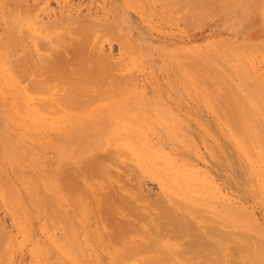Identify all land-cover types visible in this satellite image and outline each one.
I'll list each match as a JSON object with an SVG mask.
<instances>
[{
	"label": "rangeland",
	"instance_id": "rangeland-1",
	"mask_svg": "<svg viewBox=\"0 0 264 264\" xmlns=\"http://www.w3.org/2000/svg\"><path fill=\"white\" fill-rule=\"evenodd\" d=\"M194 1L45 0L44 3H40L39 0H0V232L3 233L0 234V264H76L80 261V264H113L112 246L107 243L106 228L99 217L101 202L96 198L101 193L97 191H102V188L99 189L98 182L97 186L95 182L86 180L90 175L86 173H93L85 169V176L88 177L80 183L84 209L79 208L82 204L68 201L60 195L57 189L58 180L46 175L55 170L57 158L68 163H65V169L69 168L72 171L77 168L84 174L82 170L86 167L84 164L90 166L91 153L96 155L97 151H110L114 156L112 163L107 162L110 168L108 169L110 175L107 173L109 171H106L108 176L119 174L125 177L127 183L129 182L125 187L131 190L133 189L129 184L141 183L138 192L136 190L132 194L130 192L132 196L130 199L135 204L148 205L149 202L145 201H150L163 193L160 178L167 177L178 184L195 182L198 186L194 185L193 188L197 187V192L200 193L199 189L203 188L200 196L209 200L215 199L214 203L223 202L225 207L223 206L222 214L231 221L241 220L244 223L242 230L236 227L233 229L229 225L223 226V230L228 233L240 232L243 238L256 243L264 253V168H262L264 162L255 163L237 140L235 141L230 125H226L229 124L226 123L228 117L224 116L226 111L222 112L226 107L222 108L220 103L223 100L224 104L229 105L222 96L229 92L241 98L239 102L242 106H251L253 108L250 109H254L251 110L253 113L264 116V41H242L241 38L236 40L229 35L228 25L231 21L227 22L223 13L226 0H211L210 3L209 0H199L200 3L198 0ZM229 2L233 3L234 8L236 0ZM254 2L255 0L253 8ZM250 14L251 11H247L244 16L248 17ZM96 23L101 26L104 24V28L111 27L112 32L101 31L103 34H98L101 26L98 24L95 28ZM12 24L14 28L8 27ZM82 25L92 26L91 36L85 33L86 31L82 33ZM102 28L99 30L104 29ZM8 34L12 35L16 42L7 44ZM82 37L85 41H79L83 39ZM87 38L91 39L88 41ZM93 51L95 53L91 55ZM84 54L90 55L91 59L98 57L95 54H98L99 58L106 55L107 59L110 58L108 61L111 62L112 70L105 74L113 75L115 71L114 77L120 75L121 78L117 79L118 81L125 78L128 83L123 81V85H120L117 82L116 87L115 83L112 82L115 86L110 83L116 82V77L111 76L115 79L112 80L104 76L109 80L105 81L106 83L103 80L87 83L90 88L95 87L94 89L92 87L93 92L88 93L89 87L84 82L86 88L84 89V85H78L84 90L75 91L71 85L74 87L76 83L69 85L68 82L71 76L67 75V68H64L68 64L65 58L70 61V58L72 60L78 57V60H72L74 65L71 69L75 73L74 82L82 84L83 74H78L81 71L75 70V64L78 66L88 62L84 61L86 57ZM79 57L82 59L81 62ZM59 58H64L66 63L64 59L62 63ZM101 59L103 61L105 58ZM53 60H56L54 62L56 66L64 64L61 65L63 67L60 66L61 69L57 66L60 69L56 70L58 75L55 74ZM36 64H41L39 67L41 66L43 74L40 71L39 74L35 73V68H28L36 67ZM72 64L66 66L71 67ZM193 64L197 66H191ZM21 66L25 69L27 67V70L23 68L25 71H22L23 73L21 70L19 72ZM47 67L54 69H50L52 70L50 72ZM202 67L208 68L207 70L204 68L208 71L207 74ZM38 69L37 66V72ZM62 70L65 73L62 75L63 79L60 76L63 83L59 85L58 76L59 73H63ZM14 72L17 73L16 77ZM47 72L53 77L49 78L50 73L47 75ZM203 74L206 75V79ZM212 74H218L219 81L223 83L214 81L217 76L212 78ZM66 75L67 83L64 81ZM79 75L82 78L81 82L80 77L77 79ZM42 78L43 83H48L46 86L42 84L47 91L49 89L45 95L43 92L46 90L37 89L41 86L37 80ZM29 82L31 84L36 82L39 86H35L36 89L30 88ZM49 83H52L53 89L49 88ZM104 83L111 85L108 87ZM111 86L114 90L118 88L117 94H120L117 97L116 93H112ZM59 87L62 88L60 92ZM64 90L69 98L75 97L74 100L77 98L81 100L82 96L83 98L85 96L83 94L81 96V92H87L89 95L85 93L87 95L83 102L88 101L86 103L88 106L81 103L82 99L78 100L79 105L73 103L77 108L79 106L76 109L75 105L70 104L72 99L65 95ZM220 90H224L221 96ZM225 91L227 94H224ZM214 92L218 95L217 98ZM58 93H63L65 95L63 99L67 97L71 102L67 99L70 103L64 105V101L60 99L63 95ZM29 98H32L33 102ZM44 100L47 102L44 103ZM51 102L56 106H50L48 103ZM46 105L48 111L42 112ZM54 111L57 114H53ZM121 119L126 121H120ZM136 154L138 158L144 155L142 164L144 161L150 165L143 168L140 166L141 160L136 162L133 159V162H130V157ZM51 160L52 163L49 162ZM128 160L132 164L129 165ZM159 160L162 161L158 163L160 166H157ZM153 162L157 167L153 165L154 170L151 167ZM79 166L81 168H78ZM132 168L136 170L131 171ZM136 175L137 177L143 175L139 180L141 182L136 180ZM122 184L111 180L113 187L118 185L120 187ZM94 187L95 189L98 187L96 191ZM46 194L50 196L49 199L43 197ZM52 195L55 196L53 199ZM144 198L146 200H143ZM49 200L62 207L67 216H70V222L73 221L70 223L72 230L75 231V236L84 249L81 251L83 255L80 253L81 257L78 256L80 251L78 255L74 254V258L68 256L71 253H64L67 251L64 247L67 243H60L58 238L65 235V228L61 227L65 226L63 222L65 217L59 214V217L63 215V219L60 218L62 223L49 226L52 220L48 217L45 206ZM250 217H254V220L250 219L254 223H249ZM45 220L47 223L51 222L48 227ZM58 220L54 222L58 223ZM4 235H7V238L3 240L1 236ZM102 242L106 245L104 246ZM63 244L65 251L60 248ZM68 245L70 246V244L66 246ZM233 248L230 251L237 256L238 252ZM236 256L233 261L237 263L241 261L242 264L243 259L238 257L239 261L235 260ZM222 264H230L229 257H226Z\"/></svg>",
	"mask_w": 264,
	"mask_h": 264
},
{
	"label": "bare ground",
	"instance_id": "bare-ground-1",
	"mask_svg": "<svg viewBox=\"0 0 264 264\" xmlns=\"http://www.w3.org/2000/svg\"><path fill=\"white\" fill-rule=\"evenodd\" d=\"M186 1V0H185ZM193 2H195L194 0H192ZM199 1V0H198ZM197 0H196V2H198ZM165 2V1H164ZM167 2V1H166ZM180 2H181V0H180ZM191 2V1H190ZM211 2V0H209V3ZM215 2V1H214ZM185 3V2H184ZM198 3H200V1L198 2ZM115 4V3H114ZM189 4V3H188ZM187 5V4H186ZM190 5V4H189ZM194 5H196V4H194ZM215 5V4H214ZM165 6V5H164ZM202 11V10H201ZM205 11V10H204ZM210 11V10H209ZM199 12V11H198ZM206 13V12H205ZM204 13V14H205ZM189 14V13H188ZM187 16H189V15H187ZM37 18V17H36ZM101 18V17H100ZM189 18H191V17H189ZM194 18V17H193ZM102 19V18H101ZM192 20V19H191ZM103 21V20H102ZM118 21V20H117ZM109 22V21H108ZM115 22H116V20H115ZM114 22V23H115ZM17 23V22H16ZM36 23V22H35ZM105 23V22H104ZM117 23H120V22H117ZM93 24V23H92ZM97 24V25H96ZM94 26H95V28L98 26V24L99 23H96ZM88 25V24H87ZM86 25V26H87ZM104 25V24H103ZM102 25V26H103ZM107 25V24H106ZM112 25V24H111ZM86 26L84 25V27H83V25L81 26V27H83L82 28V33L83 32H85V33H88L90 36H91V32H90V29H91V27L89 28L88 26V28H89V30H88V28H86ZM99 26H101L100 24H99ZM102 26H101V28H102ZM105 26V25H104ZM104 26H103V28H104ZM118 26V25H117ZM8 27H13L14 28V25L12 24V25H10V26H8ZM107 27H109V25L107 26ZM189 27V26H188ZM190 27H191V25H190ZM99 28V27H98ZM97 28V29H98ZM101 28H99V29H101ZM102 28V29H103ZM86 29V30H85ZM98 29V31H100V32H98V34L99 33H101V34H103L101 31H107V32H112V31H110L111 30V27H109V28H104L103 30H99ZM106 29V30H105ZM109 29V30H108ZM187 29V28H186ZM93 30H94V28H93ZM189 30V29H188ZM90 33H89V32ZM97 31V30H96ZM96 31H94V32H96ZM81 33V36H83V34ZM105 33V32H104ZM87 34V35H88ZM97 34V35H98ZM101 34H100V36H101ZM85 35V34H84ZM87 35H86V37H87ZM96 35V34H95ZM85 37V36H84ZM84 37H82L83 39H81V40H79V41H82V40H84L85 38ZM88 39V41L91 39H89V38H87ZM86 39V40H87ZM85 41V40H84ZM83 41V42H84ZM88 41H86V43L88 42ZM14 42H16V40H15V38H13V36L12 35H9L8 34V36H7V44H13ZM82 42V43H83ZM246 45V44H245ZM241 47V46H240ZM248 47H250V46H248ZM252 47V46H251ZM250 47V48H251ZM261 47V46H260ZM99 48V47H98ZM239 48V47H238ZM243 48V47H242ZM239 50H240V48H239ZM244 50H245V47H244ZM95 51H96V49H95ZM95 51H93V53L91 54V55H94V53H95ZM98 51V50H97ZM96 51V52H97ZM100 51V50H99ZM83 52V51H82ZM228 52V51H227ZM99 54V53H98ZM98 54H95V56H98V57H96V59H94V58H92L91 59V57H89V56H87V55H85L84 54V56H86L85 58L84 57H82V58H84L85 60L84 61H88V62H86V63H83V64H80V65H76L75 64V70H78V71H81V73L80 72H78V74H83L82 75V78H83V81H82V78H81V76L79 75V76H77V79L80 77L81 78V80H79L80 82L82 81V84L81 83H79V82H74V81H76L74 78H73V74H75V73H73V69H71L72 67H73V65H74V62L73 61H76V60H78V57L76 56V59L74 58H72V60H71V58H70V61L68 60V58H65V59H67V63L68 64H66V65H69L70 66V64H72V62H73V64L71 65V67H68V66H64V68L66 69L67 68V75L69 76H71L70 78H69V80L68 79H66V77H67V75L65 76V79H64V81H66V83H67V80H68V82L70 83L69 85H71V84H74V83H76V85L73 87L72 85H71V87L72 88H75L74 90L75 91H77L78 89H82L83 87H81V88H79V86L78 85H84V89L86 88L85 87V84H83V82L84 83H97L98 81H101V80H103L104 82L106 81H109V80H106L105 79V77H108V78H111V76H113L114 77V72H113V75L111 74V75H106L105 73L107 72V71H111L112 70V65H111V62L109 63V61H108V59H110V58H108L107 59V56L105 55L104 57L102 56V57H100L99 58V55ZM101 56V55H100ZM89 57V58H88ZM93 57V56H92ZM87 58H88V60H87ZM101 58H105V59H103V61H102V59ZM60 59V61L62 62H64V58H59ZM59 59H57V60H59ZM62 59H64V60H62ZM79 59H80V57H79ZM90 59V60H89ZM94 59V60H93ZM219 59V58H218ZM234 59V58H233ZM217 60V59H216ZM56 61V60H55ZM54 60H53V66L56 68L55 69V74H57V71L58 70H60L61 68H60V66L61 65H64V64H62L60 61H58L59 63H61V64H58L57 66L60 68V69H58L57 68V66L54 64V62H55ZM82 61V59H80V62ZM45 63H47L46 62V60L44 61ZM69 62H70V64H69ZM80 62H78V63H80ZM121 62V61H120ZM193 62H195V61H193ZM197 62H198V60H197ZM200 62V61H199ZM49 63V64H50ZM65 63H66V60H65ZM192 63V62H191ZM190 63V64H191ZM201 63H202V61H201ZM200 63V64H201ZM121 64V63H120ZM196 64H198V63H196ZM199 64V65H200ZM210 64V63H209ZM208 64V65H209ZM37 66H38V68L40 69H38V72H37V66L35 67H28V68H35V73H38L39 74V71L40 72H42L41 71V66L39 67V65H41V64H36ZM51 65V66H52ZM202 65V64H201ZM222 65V64H221ZM43 66H45V64H43ZM46 66H47V64H46ZM50 66V65H49ZM48 66V67H49ZM187 66H188V64H187ZM191 66H195V64H193V65H191ZM197 66V65H196ZM195 66V67H196ZM204 66V65H203ZM22 67V66H21ZM47 67V68H48ZM61 67H63V66H61ZM23 68H24V66L22 67V68H19V72H20V70H21V73H23V72H25L24 70H27V67H26V69L24 68V70H23ZM63 68V69H64ZM118 68H120L119 66H118ZM203 68V67H202ZM206 70L208 69V68H206V67H204ZM203 68V70H204V72L206 71L205 69ZM228 68V67H227ZM50 69H54L53 67L52 68H50ZM50 69L48 68V70L50 71ZM58 69V70H57ZM71 69V70H70ZM194 69V68H193ZM197 69V68H196ZM195 69V70H196ZM209 69H210V65H209ZM51 70V71H52ZM57 70V71H56ZM70 71V74H69V71ZM200 70H201V68H200ZM203 70H202V72H203ZM23 71V72H22ZM50 71V72H51ZM72 71V72H71ZM194 71V70H193ZM199 71V70H198ZM215 71V70H214ZM16 72V71H15ZM14 72V73H15ZM49 72V73H50ZM61 72V71H60ZM62 72H63V70H62ZM108 72V73H109ZM201 72V71H200ZM203 72V73H204ZM13 73V74H14ZM32 73H34V71H32ZM48 72H47V75L49 74ZM64 73H65V71L63 72V73H59V78L58 79H60V81H58V82H60L59 83V85H61L62 83H63V81L61 80V78L63 79L64 78V76H62V75H64ZM206 74L208 73V71H206L205 72ZM217 73V72H216ZM16 74V75H15ZM14 74V76L16 77L17 76V73H15ZM41 74V73H40ZM42 74H43V72H42ZM53 74H54V71H53ZM61 74V75H60ZM110 74V73H109ZM211 74V73H210ZM12 75V74H11ZM37 75V74H36ZM51 75V76H50ZM58 75V74H57ZM57 75H55V76H57ZM76 75H77V73H76ZM213 75V74H212ZM212 75H210V77L212 76ZM235 75V74H234ZM13 76V75H12ZM60 76H61V78H60ZM105 76V77H104ZM119 76L120 75H118V77L117 76H115L116 77V82L115 81H110V83L112 84V85H114L113 83H115V85L116 84H118L117 82H119V84L121 85H123V83L125 82V83H128V82H126L123 78V80L122 81H118L117 79H120L121 80V78H119ZM128 76V75H127ZM199 76H200V74H199ZM203 76L205 77L206 75H204L203 74ZM208 76V75H207ZM215 76H217V77H215ZM40 77V76H39ZM48 77V76H47ZM52 78L53 76H52V74L50 73L49 74V78ZM113 77L111 78L112 80H115V79H113ZM114 77V78H115ZM125 77V76H124ZM201 77V76H200ZM216 78V80H215V78ZM10 78H12L11 76H10ZM72 78V79H71ZM127 78V77H126ZM209 78V77H208ZM212 78H214V81H219V79H218V74L217 75H213L212 76ZM211 78V79H212ZM224 78V77H223ZM237 78V77H236ZM5 79V78H4ZM9 79V78H8ZM74 79V80H73ZM105 79V80H104ZM204 79H206V77L204 78ZM210 79V78H209ZM209 79H207V80H209ZM227 79V78H226ZM235 79V78H234ZM6 80V79H5ZM12 80V79H11ZM70 80H72L71 82H70ZM206 80V81H207ZM39 81H41V83H39ZM37 80V82H38V84L39 85H41L40 87H38L39 85L38 84H36V82H32L33 84H31V82H29L30 83V88L31 87H34V89H36L35 88V86L36 87H38L37 89H39L38 91H40V89L41 88H43L44 90H46L45 89V87H43L42 86V84L44 85L45 83H43V78L41 79V80ZM62 81V82H61ZM78 81V80H77ZM124 81V82H123ZM205 81V80H204ZM212 81V80H211ZM228 81V80H227ZM8 82H10L9 80H8ZM8 82H6V83H8ZM102 82V81H101ZM105 82V83H106ZM113 82V83H112ZM122 82V83H121ZM132 82V81H131ZM199 82H201L200 80H199ZM220 83H223V82H221V81H219ZM77 83H79V84H77ZM104 83V84H105ZM208 82H206V84H207ZM219 83V84H220ZM242 83V82H241ZM20 83H18V85H19ZM48 83H46L45 84V86L47 85ZM51 84V85H50ZM65 84V83H64ZM63 84V85H64ZM111 84H109V83H107V84H105V85H111ZM31 85H34V86H31ZM58 85V84H57ZM66 85V84H65ZM114 85V86H115ZM119 85V86H120ZM126 85V84H125ZM208 85V84H207ZM213 85V83L211 84V86ZM248 85V84H247ZM50 86V87H49ZM49 88H51V89H53L54 87L52 86V83H49ZM87 87H89V89H90V92H89V89L87 88V90H88V93H91V92H93V91H91L92 90V87L93 86H91V88H90V85L88 86V84L86 85ZM106 86V87H107ZM118 85H116V87H117ZM226 86V85H225ZM224 86V87H225ZM6 87V86H5ZM13 87V86H12ZM53 87V88H52ZM57 86L55 85V88H56ZM60 87H62L63 88V86H60ZM58 88V92H60V89H62V88ZM69 87V86H68ZM98 87H100V86H98ZM109 87V86H108ZM111 87H113V86H111ZM120 87H125L126 88V86H120ZM129 87V86H128ZM132 87V86H131ZM204 87V86H203ZM95 87H93V89H94ZM208 88H209V85H208ZM219 88V87H218ZM222 88V87H221ZM227 88V87H226ZM225 88V89H226ZM34 89H32V90H34ZM67 88H65V90H66ZM84 89H82V91L84 90ZM105 89V88H104ZM110 89H112V88H110ZM110 89H108L109 90V92H111L112 91V93H116L117 94V92H119V91H117L118 90V88H117V90H114V87H113V90L115 91H113V90H111L110 91ZM210 89V88H209ZM230 89H232V88H230ZM229 88H228V90H230ZM43 90V91H44ZM65 90H64V92H65ZM87 90H85V91H87ZM99 90V89H98ZM222 90V89H221ZM220 90V91H221ZM228 90H226L227 92H228ZM48 91H49V89H48ZM48 91L46 90V92L44 93L43 92V94L45 95L46 93H48ZM66 91H68V90H66ZM96 92H97V89L95 90ZM102 92L101 93H103V90H101ZM125 91V90H124ZM224 91V90H223ZM223 91H221L222 93H219L220 95L219 96H221L222 94H223ZM225 91V93L224 94H227V92ZM34 92H35V90H34ZM36 92H37V90H36ZM70 92V91H69ZM107 92V91H106ZM213 92V91H212ZM211 92V93H212ZM38 93V92H37ZM66 94V96H67V92H65ZM79 94H80V90H79V92H78ZM85 93H87V92H85ZM84 92L82 93L81 92V96H82V94L83 95H87V94H85ZM232 93H233V91H232ZM57 94V93H56ZM55 94V95H56ZM59 94V93H58ZM73 94V93H72ZM71 94V95H72ZM94 94V96H95V93H93ZM120 94V93H119ZM119 94H117L115 97H117ZM213 94V93H212ZM214 94H215V92H214ZM59 95H63L62 96V98L60 97V99L61 100H63L64 102V105H66V103H70L71 102V100H69V99H72V103H70L71 105L73 104V103H77L78 105L80 104L79 102L81 101V103L85 100V96H84V98H83V96H82V98H81V100L80 99H75L74 100V98L75 97H73V96H71V98H69L68 96V98L66 97V98H64V99H68L70 102H68V100H67V102H65V100L63 99V97L65 96L63 93L62 94H59ZM69 95V94H68ZM79 95V97H81ZM89 95V94H88ZM102 97H103V95L102 94H100ZM216 95V94H215ZM99 96V95H98ZM101 96H99V97H101ZM217 96L218 95H216V98H217ZM224 98H225V102H228V104L229 105H227L226 103V105L222 102L223 100H221L220 101V99L219 98H221V97H219L218 99H219V101H220V103H222V108H225V110L224 111H222L223 113L225 112V114H224V116L225 117H228L227 118V122L226 123H229V124H226V125H230V128L232 129V132H233V136L235 137V141L237 140V142L240 144V146L246 151V153L248 154V156L252 159V160H254V162L256 161L257 163L258 162H260V163H263L264 162V116L263 117H261L259 114L257 115V114H255V113H253L252 111L254 110V109H250V108H253V107H246V106H242V103L241 102H239V101H241V98H239V97H237V95L235 96V95H233V94H230L229 92H228V94L227 95H222ZM73 97V98H72ZM108 97V96H107ZM106 97V98H107ZM114 97V96H113ZM59 98V96L57 97V99ZM88 98V97H87ZM92 98H94V97H92ZM109 98H110V96H109ZM224 98H221V99H224ZM28 99V98H27ZM29 99H31L32 100V98H29ZM57 99H56V101H57ZM47 100V99H46ZM73 100H74V102H73ZM78 100H80V101H78ZM91 100V99H90ZM89 100V101H90ZM93 100V99H92ZM48 101V100H47ZM46 101V102H47ZM55 101V100H54ZM56 101H55V103H56ZM218 101V100H217ZM32 102H33V100H32ZM44 103H46L45 102V100L43 101ZM43 102H42V105L45 107V105L43 104ZM61 103H62V101H60ZM88 102V101H87ZM86 102V103H87ZM36 103V102H35ZM34 103V104H35ZM58 103H59V100H58ZM84 103V104H83ZM82 104L85 106V105H87L85 102H83ZM90 103V102H89ZM88 103V104H89ZM36 104H38V103H36ZM35 104V105H36ZM48 104H51L50 106H52V107H55L56 106V104H55V106L53 105L54 103H48ZM219 104V103H218ZM41 104H40V106H42ZM71 105H69V107H71ZM73 105H75V104H73ZM47 106L48 105H46V108L44 109V108H42V109H44L43 111H42V109H40L42 112H44L45 110V112H47L48 111V108H47ZM63 106V105H62ZM88 106V105H87ZM216 106V105H215ZM220 106H221V104H220ZM52 107H51V109H52ZM63 107H65V106H63ZM75 107H76V105H75ZM75 107L73 106V108H74V110H75ZM81 107V106H80ZM32 108H34V106L32 107ZM65 108H67V107H65ZM72 108V107H71ZM78 108H79V106H78ZM77 107H76V109H78ZM36 109V108H35ZM49 109H50V107H49ZM50 109V110H51ZM57 110H58V108H56ZM70 109V108H69ZM68 109V110H69ZM50 110H49V112H50ZM221 110H223V109H221ZM252 110V111H251ZM33 111V110H32ZM39 111V110H38ZM59 111V110H58ZM60 112H61V110H60ZM59 112V113H60ZM37 113V112H36ZM54 113H56L55 111L53 112V114ZM51 114V113H50ZM57 114V113H56ZM55 114V115H56ZM222 115V114H221ZM44 116V115H43ZM87 116V115H86ZM223 115H222V117H224ZM260 116V117H259ZM32 117H34L33 115H32ZM36 117V116H35ZM39 117V116H38ZM129 117V116H128ZM126 118V117H125ZM261 118H263V120L261 119ZM82 119V118H81ZM122 120H125V119H121L120 121H122ZM225 120V119H224ZM126 121V120H125ZM124 122V121H123ZM128 122V121H127ZM137 123V122H136ZM83 125V124H82ZM80 126V125H79ZM232 126V127H231ZM90 135V134H89ZM125 135V134H124ZM126 136V135H125ZM130 137H132L131 135H129ZM117 137H119V136H117ZM117 137H116V139H117ZM127 137V136H126ZM109 138V137H108ZM112 138H115V137H112ZM124 139V138H123ZM121 140V139H120ZM119 140V141H120ZM133 140H136V139H133ZM148 140V139H147ZM110 141V140H109ZM118 141V140H117ZM116 141V142H117ZM118 141V142H119ZM115 142V141H114ZM118 142H117V144H118ZM131 142V141H130ZM137 143V142H136ZM111 144V143H110ZM150 144V143H149ZM119 145H120V143H119ZM110 146V145H109ZM113 146V145H112ZM111 146V147H112ZM121 146H122V144H121ZM121 146H119V147H121ZM110 147V148H111ZM116 147V146H115ZM29 148V147H28ZM114 148V147H113ZM122 148H124V147H122ZM112 149V148H111ZM116 148H114V150H115ZM126 149V148H125ZM113 150V149H112ZM119 150V149H118ZM136 151V150H135ZM115 152V151H114ZM118 152V151H117ZM126 152V151H125ZM96 153H98V154H94V153H91V158H90V166L88 165L87 166V164L85 163L84 165L86 166V167H84V165L83 164H81V166L83 165V167H84V169L82 168V170H83V172H84V174L83 173H80L79 172V169H74V170H70L69 168V170L68 169H65L66 167H65V163H64V161L62 162V160L60 159V158H57V165L55 164V170L53 171V172H49V173H47L46 175L48 176V177H52V178H55V179H57L58 180V191H60L59 192V194L60 195H62V196H64L66 199H68V201H74L76 204H82L81 206L82 207H79V208H83L84 209V203L82 202V192L80 191V183L82 182V180L83 179H86L87 177H88V175L87 176H85V169H87L88 171H91L93 174H91V173H89L88 171V173H86V174H90L89 175V177L86 179V180H88L89 182L90 181H92V182H98L100 185V187H99V189L100 188H102V191H97V192H101V193H99V195H98V193H97V195H98V197H96L98 200H99V202H101V203H99V205H100V207H99V217H100V221L102 222V225H104V227L106 228V232H107V235H108V244H111V246H112V252H113V255H114V257H113V264H222L223 262H224V260H225V258L227 257H229V261H230V264H234V262H236L235 264H241L240 262H238L237 263V261H233L234 260V256H236V255H234V253L232 252V251H230V250H232L231 248H233V249H235V252H238L237 254V256H236V258H235V260L237 259L238 260V257H240V258H242L243 260H242V264H264V253H263V251L257 246V244L256 243H254L253 241H251V240H249V239H247V238H243L242 237V234H240V232H225L224 230H223V226L225 227V226H228L229 225V227H231V228H233V229H236V228H240L241 230L243 229L242 227H244V223H243V221H241V220H237V221H231L229 218H227V216L225 215V214H222V211H223V206L225 205V204H222L223 202H218V203H214L213 201L215 200V199H211V200H209V199H206L205 197H203L202 195L200 196V193H201V191L203 190V188H202V190L201 189H199L200 190V193L199 192H197V187L196 188H193V186L194 185H196V183L195 182H191V184H193V185H191V184H188V182L190 183V181H187V184H184V182L182 183V184H180L181 182H179V184L178 183H176L175 181H171L170 179H168L167 177H166V179H165V177L164 178H160V181H161V184H163L162 186H163V193L162 194H160L159 196H157V197H155V198H153V199H151L150 201H145V202H149V204L147 205H143V206H139L138 205V203H136L135 204V202L134 201H132L131 199H130V197H132V196H130V192H131V194H132V192H134V190H136L137 192L140 190L139 188V186L141 185V183H140V185H138L139 183H133V185H131V184H129L130 185V188L132 187V189L133 190H131V189H129V187L127 188V187H125V185L126 186H128L127 184L129 183H127V179H125V177L123 178L122 176H120L119 174L118 175H116V176H113V174H112V176H108V174L110 175V171L108 170V169H110L109 168V166L107 165V162H111L112 163V159L114 158V156L113 155H111V152L109 151H106V152H101V151H97ZM92 154H94V155H92ZM115 154V153H114ZM126 154H128L127 152H126ZM138 154V153H137ZM133 155V156H131L130 157V162H133L132 160L134 159L136 162H140V160H141V163H140V166H142L143 168H145V166L147 165V166H149L150 164H148V162H147V164L143 161V164H142V159L144 158V155H142V157H137L138 155ZM122 155H124V154H122ZM54 156V155H53ZM150 156V155H149ZM84 157V156H83ZM83 157H81V158H83ZM86 157V156H85ZM84 157V158H85ZM89 157H90V155H89ZM88 157V158H89ZM125 157V156H124ZM127 157V156H126ZM129 158V157H128ZM152 158V157H151ZM87 159V158H86ZM155 158L153 157V160H154ZM163 159V158H162ZM55 160L53 161V164H54V162H55ZM66 160V159H65ZM46 161V160H45ZM83 161V160H82ZM86 161V160H85ZM87 161H89V160H87ZM117 161V160H116ZM162 161V160H161ZM160 160L157 162V161H155V162H157L156 164H157V166L159 165L158 163H160L161 162ZM171 161V160H170ZM48 162V161H47ZM50 163H52V160L51 161H49ZM48 162V163H49ZM84 162V161H83ZM115 162V161H114ZM127 162H129V160L127 161ZM129 162V165L130 164H132V163H130ZM172 162V161H171ZM255 162V163H256ZM82 163V162H81ZM165 163V162H164ZM66 164H68V163H66ZM89 164V163H88ZM155 163L153 162L152 164H151V167H153V165H154ZM168 164H169V162H168ZM127 165V164H126ZM162 165V164H161ZM173 165V164H172ZM176 165V164H175ZM132 166V165H131ZM134 166V165H133ZM147 166H146V168H147ZM160 166V165H159ZM53 167H54V165H53ZM73 167V166H72ZM87 167H89V168H87ZM141 167V168H142ZM150 167V168H151ZM154 167H155V165H154ZM154 167H153V170H154ZM162 167H164V165H162ZM71 168V167H70ZM78 168H81L80 166L78 167ZM127 169H128V166L126 167ZM149 168V169H150ZM155 168H157V167H155ZM168 168V167H167ZM262 168H264L263 166H262ZM45 169H47V168H45ZM54 169V168H53ZM126 169V170H127ZM81 170V169H80ZM130 170V169H129ZM128 170V171H129ZM134 170V168H132V170L131 171H133ZM136 170V169H135ZM134 170V171H135ZM152 170V171H153ZM49 171V170H48ZM93 171H95V173L93 172ZM106 171H109V172H107L106 173ZM189 171V170H188ZM130 172V171H129ZM154 172V171H153ZM155 172H157V170L155 169ZM171 172V171H170ZM185 172V171H184ZM116 173V172H115ZM114 173V174H115ZM158 173V172H157ZM164 173H165V171H164ZM163 173V174H164ZM130 174V173H129ZM133 174V173H132ZM159 174V173H158ZM51 175V176H50ZM138 175V174H137ZM137 175H136V180H141V178H142V176L140 177V175L137 177ZM161 175V174H160ZM173 175V174H172ZM171 175V176H172ZM177 175V177H179L178 176V174H176ZM264 175V174H263ZM83 176H85L84 178H82ZM126 176V175H125ZM132 176H134V175H132ZM168 176V175H167ZM190 176V175H189ZM174 177V176H173ZM172 177V178H173ZM171 178V177H170ZM171 178V179H172ZM133 179H135V177L133 178ZM175 179V178H174ZM185 179V178H184ZM191 179V178H190ZM111 180H114V181H116L119 185L121 184V183H123L122 184V186H120L119 187V185H118V187H113L112 185H111ZM129 180V179H128ZM137 181V182H138ZM186 181V180H185ZM199 181V180H198ZM134 182H135V180H134ZM139 182H141V181H139ZM109 184V185H108ZM135 184V185H134ZM96 185H97V183H96ZM102 185H104L105 186V188H103V186ZM98 186V185H97ZM196 186H198V185H196ZM98 188V187H97ZM96 188V189H97ZM207 188V187H206ZM5 189V188H4ZM94 189H95V187H94ZM96 189H95V191H96ZM198 190V191H199ZM212 190H213V188H212ZM4 191H6V190H4ZM207 191V190H206ZM205 191V192H206ZM208 192V191H207ZM210 193L212 192V191H209ZM213 192H215V190L213 191ZM94 194H96V192L94 193ZM208 194V193H207ZM212 196H213V194H211ZM14 196V195H13ZM100 196V197H99ZM204 196H205V194H204ZM215 196V195H214ZM43 197L46 199H49V195L48 194H46V195H43ZM53 197H55L54 195H52V199H53ZM210 197V196H209ZM143 198V197H142ZM211 198V197H210ZM219 198V197H218ZM97 199H96V201H97ZM143 200H146L145 198L143 199ZM216 200H217V198H216ZM219 200V199H218ZM14 201H12V203H13ZM17 202V201H16ZM15 202V203H16ZM12 205V204H11ZM17 206V205H16ZM15 206V207H16ZM45 206H46V213L48 214V217L50 218L51 217V222H48L47 223V221L45 220V222H46V225H47V227H48V224L49 223H51V225L49 224V226H54V225H56V224H59L60 222L62 223V220H60V218H62V216L64 215V224H65V226L64 225H61V227H63V228H65V235H63V237H64V239H63V237L62 238H58L59 239V241H60V243H67V244H70V246H71V244L73 245V246H71V248H68V247H70L69 245L68 246H66L65 244H63L60 248L62 249V251H65L66 250V248H67V251H65L64 253H68L69 252V254L71 253V255H68V254H66V255H68V256H73V258L75 257V255L74 254H77L78 253V251H80L77 255L78 256H80V253H81V251L82 250H84V249H82V243H79V240H78V238H76V236H75V231H73L72 230V225L70 224V223H72V222H70V216L68 215L67 216V214L65 213V210L62 208V207H59V206H56L55 205V203L54 202H52L51 200H49L46 204H45ZM12 207H14V205L12 206ZM225 207V206H224ZM17 209V208H16ZM81 210V209H80ZM79 210V211H80ZM14 211V210H13ZM60 211V212H59ZM84 211V210H83ZM17 212V211H16ZM19 213V212H18ZM52 213V215L50 216V214ZM80 213V212H79ZM26 214V213H25ZM61 214H63L61 217H59ZM81 214V213H80ZM19 215V214H18ZM27 215V214H26ZM45 216V215H44ZM47 216V215H46ZM47 217V218H48ZM80 217V216H79ZM82 217V216H81ZM23 218V217H22ZM46 218V219H47ZM48 218V219H49ZM57 218H59V220L57 219ZM71 218H72V216H71ZM253 219L254 217H250L249 218V220L250 219ZM31 219V218H30ZM47 219V220H48ZM251 219V220H252ZM20 220V219H19ZM23 220V219H22ZM57 221L58 220V223H55L54 221ZM72 220H73V218H72ZM251 220L249 221V223H252L251 222ZM254 220V219H253ZM49 221V220H48ZM44 222V223H45ZM90 222V221H89ZM75 223V222H74ZM73 223V224H74ZM254 223V222H253ZM19 224V223H18ZM23 224V223H22ZM53 224V225H52ZM20 225V224H19ZM21 226V225H20ZM89 227V226H88ZM236 227V228H235ZM24 228V227H23ZM45 228V227H44ZM96 228V227H95ZM87 229V228H86ZM23 230H25V229H23ZM97 231V230H96ZM95 231V232H96ZM93 233V232H92ZM0 234H2L3 235V233H1L0 232ZM62 235V234H61ZM94 235V234H93ZM7 236V235H6ZM5 235L4 236H1L2 238L1 239H6L7 237H6ZM6 237V238H5ZM94 238H96V236H94ZM3 239V240H4ZM101 239H103V238H101ZM77 240H78V243H77ZM62 241V242H61ZM81 241V240H80ZM82 242V241H81ZM57 243H58V241H57ZM59 243V245H61ZM84 243V242H83ZM103 243V242H102ZM101 243V244H102ZM40 244V243H39ZM85 244V243H84ZM104 244V246L106 245L105 244V242L103 243ZM107 244V245H108ZM65 245V246H64ZM231 245H233V247L231 246ZM42 246V245H41ZM63 246L64 247H66V248H64L65 250H63ZM84 246V245H83ZM87 246V245H86ZM229 246H231V248L229 247ZM49 247V246H48ZM108 247V246H107ZM107 249V248H106ZM237 250V251H236ZM47 251V250H46ZM109 251H110V249H109ZM83 252V251H82ZM43 253V252H42ZM48 253H50V252H48ZM82 254V253H81ZM87 254V253H86ZM86 254H84V255H86ZM44 255V254H43ZM53 255V254H52ZM76 255V257H78ZM83 255V254H82ZM213 255H215L214 257H212ZM81 257V256H80ZM72 258V259H73ZM111 258H112V256H111ZM233 258V259H232ZM75 259H77V258H75ZM78 259H79V257H78ZM77 259V260H78ZM232 259V260H231ZM74 260V259H73ZM82 260V259H81ZM241 260V259H240ZM45 261V260H44ZM239 261V260H238ZM244 261V262H243ZM61 262H62V260H61ZM96 262V261H95ZM226 262V261H225ZM79 262H76V264H78ZM80 263H81V261H80ZM79 263V264H80ZM54 264V263H53ZM84 264V263H83Z\"/></svg>",
	"mask_w": 264,
	"mask_h": 264
},
{
	"label": "crops",
	"instance_id": "crops-1",
	"mask_svg": "<svg viewBox=\"0 0 264 264\" xmlns=\"http://www.w3.org/2000/svg\"><path fill=\"white\" fill-rule=\"evenodd\" d=\"M229 1L226 0L223 12L224 19L231 21L228 25L229 35L236 40L241 38L242 41H264V0H255V8L252 6L254 0H236L234 8ZM39 2L44 3L45 0ZM247 11H251L248 17L244 16Z\"/></svg>",
	"mask_w": 264,
	"mask_h": 264
}]
</instances>
